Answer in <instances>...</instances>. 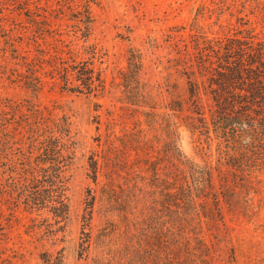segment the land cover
I'll use <instances>...</instances> for the list:
<instances>
[{
	"label": "rangeland",
	"instance_id": "obj_1",
	"mask_svg": "<svg viewBox=\"0 0 264 264\" xmlns=\"http://www.w3.org/2000/svg\"><path fill=\"white\" fill-rule=\"evenodd\" d=\"M251 43L264 0H0V264H264V170L210 125L224 51ZM81 61L102 83L69 90Z\"/></svg>",
	"mask_w": 264,
	"mask_h": 264
},
{
	"label": "trees",
	"instance_id": "obj_2",
	"mask_svg": "<svg viewBox=\"0 0 264 264\" xmlns=\"http://www.w3.org/2000/svg\"><path fill=\"white\" fill-rule=\"evenodd\" d=\"M80 22L84 28H87L88 3L86 14ZM258 46L260 47L254 48L252 43L248 44L249 52L246 57L242 55L241 50L230 55L233 51L225 49L223 60L227 72L218 73L220 79L216 84L222 90L230 88L222 99L215 98L216 109L210 115L211 130L218 139L221 156L227 158V164L242 174L264 170V48L261 45ZM60 68L63 73L59 74L64 84L68 82L67 74L69 73H75V79L79 81L77 86L69 90L80 91L81 87L89 90L94 80L102 83L100 75L94 76L93 67H89L85 61L62 62ZM65 127V121L57 125L60 131ZM57 145H54L55 149ZM48 147L46 144L43 148L45 155L50 150H55ZM61 148L62 145L58 147V150ZM58 150L57 153H59ZM40 162L46 161L42 159ZM33 190L32 188L25 195L24 205L29 208L47 206L48 195ZM55 192V197L50 198L52 202L50 211L54 217L58 218L57 221H61L66 218L68 211L63 185L58 184ZM44 260L48 264H57L56 260Z\"/></svg>",
	"mask_w": 264,
	"mask_h": 264
}]
</instances>
